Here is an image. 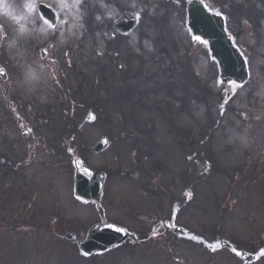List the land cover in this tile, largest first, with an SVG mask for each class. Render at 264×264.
<instances>
[{
  "label": "rangeland",
  "instance_id": "rangeland-1",
  "mask_svg": "<svg viewBox=\"0 0 264 264\" xmlns=\"http://www.w3.org/2000/svg\"><path fill=\"white\" fill-rule=\"evenodd\" d=\"M40 1L0 0V69L8 76L0 79V234L10 228L15 239H0V264H241L225 249L206 247L219 239L260 252L264 0H210L249 61L243 86H224L182 26L170 22L173 36H161L167 32L155 8L128 50L113 42L117 57L99 37L98 0H83V26L69 36L52 34L40 20ZM76 1L45 0L60 11ZM145 34L150 51L163 42L161 63L170 70L151 69V55H128ZM189 48L195 54L186 56ZM177 64H184L180 71ZM102 137L109 147L94 154ZM74 159L105 172L99 204L74 196ZM37 209L44 214L26 221ZM171 217L199 243L161 235L160 222ZM103 222L137 233L138 242L86 257L78 243ZM254 264H264V255Z\"/></svg>",
  "mask_w": 264,
  "mask_h": 264
},
{
  "label": "water",
  "instance_id": "water-1",
  "mask_svg": "<svg viewBox=\"0 0 264 264\" xmlns=\"http://www.w3.org/2000/svg\"><path fill=\"white\" fill-rule=\"evenodd\" d=\"M196 10L190 16L189 27L194 34L201 35L209 42L212 57L217 61L220 69V77L223 82L235 81L244 83L248 78L246 61L242 55L233 46L231 38L226 34L223 25L219 18L210 16L205 13L201 7L196 6ZM43 14L49 16L47 10L42 9ZM91 119V118H90ZM89 119V121H91ZM104 144L103 140L96 151H100ZM103 178L96 174H86L82 168H79L76 175V193L87 200H99ZM113 226H98L95 227L87 243H81V250L85 252L105 251L120 244L124 237L121 230ZM72 238V236H68Z\"/></svg>",
  "mask_w": 264,
  "mask_h": 264
},
{
  "label": "flooded vegetation",
  "instance_id": "flooded-vegetation-1",
  "mask_svg": "<svg viewBox=\"0 0 264 264\" xmlns=\"http://www.w3.org/2000/svg\"><path fill=\"white\" fill-rule=\"evenodd\" d=\"M188 1L190 0H160V4L157 8H155L154 13L157 17L156 19L165 24V30L171 27L170 22H174L175 24L177 23L179 26L181 22L185 21L186 6ZM144 3L145 5L141 8L140 12L141 17L139 20H137L138 25L141 19L145 22V19L149 16L150 7H148L147 4H149L150 2L145 1ZM133 4H135V7L132 6ZM100 5L101 12L108 10L109 15L113 17L112 24L109 29V32L111 31V36L115 39L125 40L131 31L124 32V29L130 25L128 24V21L132 18V16L136 17V15H133V13L140 10L136 6V0H101ZM208 9L211 10L213 9V7L208 4ZM109 32L107 30L105 36H108ZM167 34L169 33L167 32L166 34H162L161 36ZM167 36H173V34ZM164 227L166 230H170L173 235V228L168 223L164 224Z\"/></svg>",
  "mask_w": 264,
  "mask_h": 264
},
{
  "label": "bare ground",
  "instance_id": "bare-ground-1",
  "mask_svg": "<svg viewBox=\"0 0 264 264\" xmlns=\"http://www.w3.org/2000/svg\"><path fill=\"white\" fill-rule=\"evenodd\" d=\"M1 158H4V154L3 152L0 153V159ZM2 166V165H1ZM36 214H40L39 216L43 215L44 213L41 212L40 209H38V213H28L26 214L27 216L25 217L26 221H31L33 222V220L35 219L36 217ZM0 239L3 241V242H6V241H10V240H15L14 237H12L10 235V228H6V230L3 232V234L1 233L0 234Z\"/></svg>",
  "mask_w": 264,
  "mask_h": 264
},
{
  "label": "snow or ice",
  "instance_id": "snow-or-ice-1",
  "mask_svg": "<svg viewBox=\"0 0 264 264\" xmlns=\"http://www.w3.org/2000/svg\"><path fill=\"white\" fill-rule=\"evenodd\" d=\"M133 7H135V4L132 5ZM215 15H220L219 12H216ZM136 19L139 20L140 19V15L139 13L136 14ZM45 23H47V21H45ZM195 39L199 40V37H196ZM203 41H201L202 43ZM5 73L3 72V69H0V75H4ZM90 174V173H89ZM117 231H119V229H117ZM215 250V249H213ZM233 251H235V249H233ZM237 255H239V253H237ZM261 255H264V252L261 253Z\"/></svg>",
  "mask_w": 264,
  "mask_h": 264
}]
</instances>
